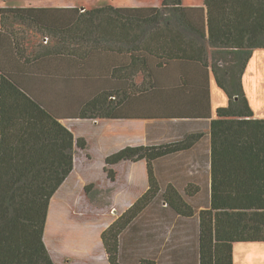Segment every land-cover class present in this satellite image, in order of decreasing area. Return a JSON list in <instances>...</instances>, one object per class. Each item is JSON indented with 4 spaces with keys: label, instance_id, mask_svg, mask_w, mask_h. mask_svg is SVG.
Listing matches in <instances>:
<instances>
[{
    "label": "trees",
    "instance_id": "trees-1",
    "mask_svg": "<svg viewBox=\"0 0 264 264\" xmlns=\"http://www.w3.org/2000/svg\"><path fill=\"white\" fill-rule=\"evenodd\" d=\"M0 15L4 30L0 44L8 43L22 56L28 44V52L37 55L33 61L43 55L36 49L42 45H46L45 55H94L105 50L110 39L118 55L137 56L148 68L142 76L125 77L130 86L138 78L143 89L171 84L173 77L157 74L152 67L190 56L204 65V77L211 65L230 98L211 122L209 182L203 186L179 184L176 171L170 172V181L161 179L157 170L190 148L199 135L160 145H128L106 157L105 171L112 180L117 175L113 165L146 160L150 184L103 231L110 264L130 262L121 244L138 232V217L153 204L159 211L152 214L196 223V242L175 249L191 256L184 264H234L235 243L264 242V118L255 117L242 82L253 51L264 48V0H204L203 5L163 0L161 5L84 10L3 6ZM223 52L232 55L231 69L217 62ZM5 56L0 51V264H57L45 241L50 203L74 169L75 147L85 149L88 144L62 122L76 104L62 93L78 91L79 85L95 79L52 75L48 92L40 88L43 78H48L35 75L33 87L28 88L24 75L11 70L15 62L12 65ZM181 78L186 85L189 77ZM60 82L63 90L55 88ZM111 96L116 100L110 102ZM121 100L116 93L99 92L77 117H126ZM93 188L94 183L86 185L88 193ZM133 264L159 263L140 258Z\"/></svg>",
    "mask_w": 264,
    "mask_h": 264
},
{
    "label": "crops",
    "instance_id": "crops-1",
    "mask_svg": "<svg viewBox=\"0 0 264 264\" xmlns=\"http://www.w3.org/2000/svg\"><path fill=\"white\" fill-rule=\"evenodd\" d=\"M3 6H32L20 5L12 2L0 1V8ZM36 7H74V6H43L33 5ZM81 10L100 6H79ZM1 18V15H0ZM4 37L0 20V38ZM0 44V51L4 57L11 59L14 73H21L25 77L26 86L33 87L34 76L42 75L43 77L56 76H77L91 77L95 79L90 84H83L77 87L80 95L78 104H75L72 112L64 114L62 122L70 128L75 137H84L87 140V147L82 149L75 147L74 169L65 180L61 187L65 186L73 173L77 169L79 154H87L88 164H94L95 156L100 157L101 166L105 169L106 157L120 150L121 148L133 145H160L172 143L185 139L189 136L199 135L194 144L187 150L178 152L170 161H165L158 167V174L161 179L169 180L173 171H176L177 181L182 185L187 182L196 185H204L209 182L210 173V153H211V122L217 117V109L229 104L227 92L218 84L211 65L208 66L207 76L204 77L205 67L200 62H196L190 56L187 58H178L170 60L160 68L152 67L158 70L157 74L173 77L171 84L163 83L156 87L140 88L141 79L135 81V85L130 86L125 77L130 75L142 76L148 68L141 62L137 56L118 55L115 50V43L112 40L107 41L105 50H97L94 55H45L44 48L46 45L36 48L42 50L43 55L33 61L35 54H30L28 44H24L25 55H18L8 43ZM14 47V43L12 45ZM41 57V59L39 58ZM29 58V63L25 61ZM6 60V61H7ZM14 61V62H13ZM37 61V62H36ZM187 78L188 83L185 85L181 77ZM176 77V78H175ZM41 82V89L51 91V81ZM102 79L106 80V85L102 86ZM242 82L249 99L250 105L256 118H264V48H256L247 64L242 76ZM40 85V83H39ZM38 85V86H39ZM61 82L59 83V90ZM63 90V89H62ZM106 91L109 94L116 93L121 100L122 113L126 117L121 118H73L79 115L80 109L92 97L99 92ZM93 93V95H92ZM64 97H69L67 93H62ZM61 95L56 99H61ZM110 102L116 100V96L110 97ZM78 108V109H77ZM70 122V123H68ZM97 128L99 134L88 135L85 131H92ZM92 133V132H91ZM175 160H177L175 162ZM132 163V173L135 179V171L138 170L141 184L140 192L135 201L141 197L149 188L148 166L146 160L130 161L124 160L112 167L116 170L121 164ZM132 178V177H131ZM91 184V183H90ZM60 187V188H61ZM59 188V189H60ZM134 201V202H135ZM68 202V201H66ZM133 202V203H134ZM51 211V206L50 209ZM45 230V241L53 258L58 264V257L68 255L75 258L85 259L86 264H91V258L95 257V252L102 248V252L108 257L103 240V231L115 220H111L102 228H87L89 238L87 242H80L81 237L73 239L77 244L76 253L63 252L60 248L57 251L52 249L47 242L46 234L49 224V215ZM95 231V232H94ZM80 234V233H79ZM70 241V240H69ZM67 243V240H64ZM245 244L248 248L258 249L257 256L252 262L241 263V259L236 257L239 245ZM61 247V246H60ZM234 264H264V242H238L234 244ZM96 258V257H95ZM72 263L73 260L67 259ZM91 260V261H90ZM90 261V262H89ZM109 261V260H108ZM89 262V263H87ZM110 263V262H109ZM63 264H66L64 262Z\"/></svg>",
    "mask_w": 264,
    "mask_h": 264
},
{
    "label": "rangeland",
    "instance_id": "rangeland-1",
    "mask_svg": "<svg viewBox=\"0 0 264 264\" xmlns=\"http://www.w3.org/2000/svg\"><path fill=\"white\" fill-rule=\"evenodd\" d=\"M11 2L32 6L93 7L104 5L153 6L161 5L163 0H15ZM183 3L185 5H203L204 0H183ZM210 50L212 51L213 49ZM217 57V62L223 65L222 68L231 69L232 55L223 52ZM61 86H65L64 82H61ZM55 88H59L57 83H55ZM61 88L63 89V87ZM66 93L71 97L70 101L73 104L78 103L80 93L78 94L76 89ZM88 96L89 99L92 98L91 95ZM73 107L75 108V105ZM73 118L80 117L74 116ZM84 132L88 135L97 136L99 134L97 128L92 129V131L84 130ZM86 155H89V153L77 156L78 165L76 171L67 184L55 193L50 203L51 211L49 210L46 238L50 247L56 251L61 248L63 252L66 250L65 252L76 253L77 243L73 239L82 236L80 242L89 241L88 238L90 236L87 228H94L95 225L98 228H102L112 219H117L133 204L140 190H142L139 187L141 180L138 170L135 171V179L133 177V164L131 162L117 166L116 178L112 180L101 166L98 155L95 156L94 164H88L89 161H87ZM90 155L89 157H91ZM90 183H94L95 188L88 193L86 185ZM151 206L146 208L142 215L138 217L136 224L139 228L138 232L134 231L133 235L127 239V242H124V244L122 242L121 244V252L125 255L126 260L130 261L127 264H133L140 258L153 259L159 264L187 263L191 256L186 257L184 252L181 253V250L175 251V249L179 247L182 249L196 242V223L191 220H184L189 218L180 220L177 216L174 219L168 216L162 217L157 213L152 214L159 211V209L156 210L155 204ZM85 226L87 228H80ZM64 240L68 242L65 243ZM245 244L249 243L238 244L239 250L236 257L241 259V263L252 262L259 251L256 248H248ZM101 250L102 248L95 252L96 258H91V264H110L108 257ZM68 258L73 260L72 263L67 260ZM83 261L85 262V259H77L68 255L58 257V264H63L64 262L66 264H86Z\"/></svg>",
    "mask_w": 264,
    "mask_h": 264
}]
</instances>
